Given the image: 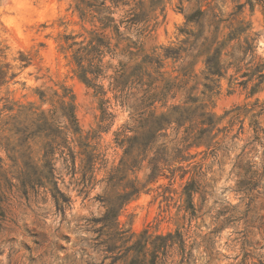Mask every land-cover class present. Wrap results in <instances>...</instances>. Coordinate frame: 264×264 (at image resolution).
Wrapping results in <instances>:
<instances>
[{
  "label": "rangeland",
  "instance_id": "rangeland-1",
  "mask_svg": "<svg viewBox=\"0 0 264 264\" xmlns=\"http://www.w3.org/2000/svg\"><path fill=\"white\" fill-rule=\"evenodd\" d=\"M89 1L109 27L82 19L77 0H0L4 167L57 143L42 184L10 174L11 186L0 170V264H129L144 231L173 235L157 264H264V0ZM92 31L110 42L96 87L74 59ZM152 111L171 122L144 143ZM81 136L96 156L86 188L68 155ZM134 180L137 195L107 217L106 199Z\"/></svg>",
  "mask_w": 264,
  "mask_h": 264
},
{
  "label": "trees",
  "instance_id": "trees-1",
  "mask_svg": "<svg viewBox=\"0 0 264 264\" xmlns=\"http://www.w3.org/2000/svg\"><path fill=\"white\" fill-rule=\"evenodd\" d=\"M77 1L78 2L76 8L79 11L82 19L89 18L91 21H94V19H98V21L102 24V29H106L107 27H109V23H107L106 21H114V18L110 17L107 14L103 16V20H105V22L101 20L98 16V14L102 12H107L106 9L108 8L96 9L95 4L93 2H90L89 0ZM104 4L105 1H102L100 5ZM95 12L97 13V15L94 14ZM109 13L111 12L109 11ZM78 44L80 45V47L75 51L74 54V59L78 66V75L81 80L91 86L93 85L96 87L97 85L93 83V80H95V75L97 74V72L94 69H96L98 67V64L102 61V56L105 53L104 47H110V42L106 41L104 35L92 31L91 39L88 41L87 44H85L84 42ZM90 75H92L93 77L91 78ZM204 107L205 105L202 106L203 109H205ZM70 108H74V105L72 103L70 104ZM205 114L209 115L210 117H213V115L207 112ZM42 115H44V112H42ZM145 122L147 125L144 126L147 127L148 130L136 136V138H139L144 143L147 142L151 137H155L160 131L165 130L166 125L171 122V118L170 114L156 115V113L152 111L149 116L145 119ZM90 139V136H87L85 138L81 136L78 138L79 146L81 147L80 151L76 152L72 148L68 147V155L72 159L71 167L74 175H76L77 173L76 158L79 156L82 160V165L80 168L82 176L80 178H77L76 182L83 188L88 187L89 183L92 182L94 179L93 173L96 156L93 153L94 147L91 144ZM55 143V140L50 143H47L43 148L44 153L42 158H40V160L38 161H34L32 157H30L31 161L27 162L25 164L26 167L23 169L21 167L18 168L16 158L10 154L9 157L13 160L14 164L11 165L9 168H5L4 160L0 157V170L3 173L6 182H8V184H10L11 186L15 185L12 182V178L9 177L10 174H19L21 184L24 187L29 185L33 186L37 184H42L45 179H50L51 176L53 177L55 172V163L53 162V157L57 149V143ZM16 148V146H13L8 149L9 151L14 152ZM29 149H31V147H29ZM63 152L66 154V150H63ZM64 158L66 161L69 160L66 155H64ZM114 178L115 176H111L109 181L113 180ZM150 178H153V176ZM130 187V191L124 192L122 194L118 193L114 199H106L107 217L112 215L114 217V220L116 221L124 205L134 196H136L140 190L137 180L132 181ZM194 191V188H191L190 185H186L185 193L187 195L188 200H190L189 205L193 211L194 206L192 201ZM58 193L61 192L58 190ZM3 219H5V209L2 203V199L0 198V222ZM126 232L128 231H122L119 234L121 236V239H124L125 242H128L134 237V235L126 237L124 236ZM172 236L173 235L170 233L168 235H157L153 237V235H149L147 231H144L134 244L124 250V253L121 257H124L126 259L131 258V262L129 264H146L145 259L148 256H152L153 261L150 264H157V260L159 259L160 255L167 254L169 247L167 244V240H169ZM158 241H161V243H158ZM113 249L114 248H111L110 251H112Z\"/></svg>",
  "mask_w": 264,
  "mask_h": 264
}]
</instances>
